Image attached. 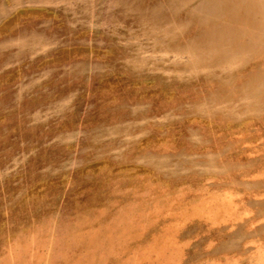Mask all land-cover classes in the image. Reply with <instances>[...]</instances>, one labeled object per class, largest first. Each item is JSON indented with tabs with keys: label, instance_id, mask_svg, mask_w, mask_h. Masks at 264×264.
Segmentation results:
<instances>
[{
	"label": "rangeland",
	"instance_id": "374dc122",
	"mask_svg": "<svg viewBox=\"0 0 264 264\" xmlns=\"http://www.w3.org/2000/svg\"><path fill=\"white\" fill-rule=\"evenodd\" d=\"M262 16L250 0H0V264L127 209L149 233L182 225L168 238L188 264H264Z\"/></svg>",
	"mask_w": 264,
	"mask_h": 264
},
{
	"label": "bare ground",
	"instance_id": "6f19581e",
	"mask_svg": "<svg viewBox=\"0 0 264 264\" xmlns=\"http://www.w3.org/2000/svg\"><path fill=\"white\" fill-rule=\"evenodd\" d=\"M250 3L258 16L264 14V0H250ZM143 213L133 209L118 211L109 217L99 213L85 225L64 226L36 243L29 240L26 247L27 264H188L187 245L177 242L176 237L168 238L182 225H169L167 228L170 229L159 235L149 233V229L155 232L159 224L155 221L143 222ZM152 240L157 244L150 243ZM158 241L166 243L165 250L159 249ZM126 243H130L128 248Z\"/></svg>",
	"mask_w": 264,
	"mask_h": 264
}]
</instances>
